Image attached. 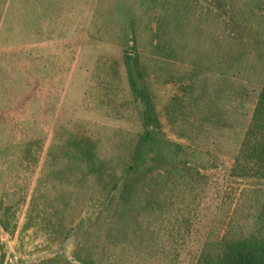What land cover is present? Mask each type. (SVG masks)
Instances as JSON below:
<instances>
[{
    "label": "rangeland",
    "instance_id": "obj_1",
    "mask_svg": "<svg viewBox=\"0 0 264 264\" xmlns=\"http://www.w3.org/2000/svg\"><path fill=\"white\" fill-rule=\"evenodd\" d=\"M132 78L157 142L121 202ZM263 83L262 0H0L1 264H196L264 238V178L234 161Z\"/></svg>",
    "mask_w": 264,
    "mask_h": 264
},
{
    "label": "trees",
    "instance_id": "obj_2",
    "mask_svg": "<svg viewBox=\"0 0 264 264\" xmlns=\"http://www.w3.org/2000/svg\"><path fill=\"white\" fill-rule=\"evenodd\" d=\"M262 1L264 5V0ZM127 59L129 61V55ZM132 72V70L128 69L130 75ZM132 87L141 102L145 103L146 110L143 114L144 133L138 136L137 145L134 148L135 152L131 154L129 163L121 170L120 176L115 178L113 174L111 178L110 191L121 193V202L125 201V194L132 189L130 177L136 179L139 169L144 166L146 161L152 158L150 153L153 152L157 142L155 130L158 123L152 114L148 100H146L145 92L133 78ZM89 159L91 160V158ZM234 161L235 170L239 175L252 174L253 176L264 178V83L260 89L250 124L245 132L243 144L238 154L234 157ZM101 168V165H93V170L98 171L100 175L102 174ZM133 183L135 185V181ZM110 200L112 201V199ZM260 239L257 236L249 235L242 237L237 242H226L224 244L226 247L224 253H217L211 257L203 255L196 264H264V238Z\"/></svg>",
    "mask_w": 264,
    "mask_h": 264
}]
</instances>
